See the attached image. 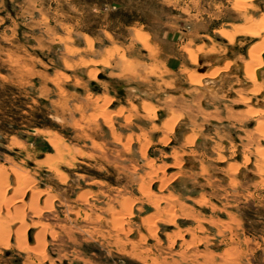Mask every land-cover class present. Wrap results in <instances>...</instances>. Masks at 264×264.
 Segmentation results:
<instances>
[{
    "label": "rangeland",
    "instance_id": "1",
    "mask_svg": "<svg viewBox=\"0 0 264 264\" xmlns=\"http://www.w3.org/2000/svg\"><path fill=\"white\" fill-rule=\"evenodd\" d=\"M263 50L264 0H0V264H264Z\"/></svg>",
    "mask_w": 264,
    "mask_h": 264
},
{
    "label": "water",
    "instance_id": "2",
    "mask_svg": "<svg viewBox=\"0 0 264 264\" xmlns=\"http://www.w3.org/2000/svg\"><path fill=\"white\" fill-rule=\"evenodd\" d=\"M263 58H264V53H263ZM98 77L100 78H103L104 76L102 74H99ZM90 85L92 86H96L95 82L94 81H91L90 82ZM118 88V92L123 95L124 94V91H123V88L122 87H117ZM73 264H78V263H73Z\"/></svg>",
    "mask_w": 264,
    "mask_h": 264
},
{
    "label": "bare ground",
    "instance_id": "3",
    "mask_svg": "<svg viewBox=\"0 0 264 264\" xmlns=\"http://www.w3.org/2000/svg\"><path fill=\"white\" fill-rule=\"evenodd\" d=\"M263 51H264V50H263ZM263 53H264V52H263ZM263 53H262V54H263ZM263 67H264V66H263ZM263 69H264V68H263ZM4 236H5V235H4Z\"/></svg>",
    "mask_w": 264,
    "mask_h": 264
}]
</instances>
